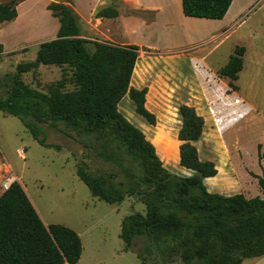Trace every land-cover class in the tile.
<instances>
[{
    "label": "rangeland",
    "instance_id": "obj_1",
    "mask_svg": "<svg viewBox=\"0 0 264 264\" xmlns=\"http://www.w3.org/2000/svg\"><path fill=\"white\" fill-rule=\"evenodd\" d=\"M12 1H16V9L19 5L18 17L0 24L2 97L11 87L17 64L34 62L39 44L54 37L57 21L47 6L61 2L0 0L4 4ZM140 1L125 6L134 8ZM76 6L83 14L87 0H76ZM235 7L241 10L235 23L230 15L223 23L178 19L170 26H148L142 20L150 21L153 16L133 11L134 19L123 18L115 26L118 30L101 24L97 10L91 23L80 19V32L90 53L95 43L101 42L138 47L130 86L147 89L145 106L154 114L155 124L147 123L135 112L127 95L118 109L154 145L170 173L191 174L179 165L181 141L177 138L181 126L178 110L187 105L204 120L202 136L195 143L199 158L213 162L217 169L216 176L204 181L207 190L224 196L264 198L258 183L259 178L264 180V158L258 159V145L261 152L264 150V0H235ZM236 46L244 47L247 54L246 69L235 82L234 91L228 78L218 76V70ZM73 71L65 65H38L21 74L20 79L42 93H48L51 84L66 79L65 89L72 90L69 79ZM38 125L51 147L39 145L17 118L0 112V180L9 171L45 221L67 226L79 235L82 254L77 264H160L158 256H146L144 249L150 245L147 238L138 237L133 244L146 259L142 263L135 251L124 250L119 237L125 216L144 213L139 198L126 196L120 204L105 203L93 198L75 174L82 160L91 172L101 169L110 174L114 172L111 166L86 153L83 144L62 126ZM21 149L25 159L18 155ZM242 264H264V256L245 259Z\"/></svg>",
    "mask_w": 264,
    "mask_h": 264
},
{
    "label": "trees",
    "instance_id": "obj_2",
    "mask_svg": "<svg viewBox=\"0 0 264 264\" xmlns=\"http://www.w3.org/2000/svg\"><path fill=\"white\" fill-rule=\"evenodd\" d=\"M180 3L186 17L221 20L232 0ZM16 6V1L0 2V24L17 18ZM47 10L58 20L56 37L39 44L34 62L17 64L10 89L0 96V112L17 118L44 147L51 145L38 124L62 126L83 144L86 153L111 166L114 172L110 174L101 169L91 172L82 160L75 174L93 198L120 204L131 196L144 205V213L121 220L119 237L125 251H135L134 240L145 237L150 242L144 249L146 256H158L160 264H242L245 259L263 257L264 198L207 190L204 180L216 176L217 169L213 162L200 160L195 146L203 133V118L193 107H179V165L191 174L170 173L154 145L118 109L127 95L135 112L155 124L154 114L145 106L147 89L130 86L138 47L101 42L90 53L72 1L61 0ZM96 15L115 17L117 12L103 8ZM1 52L0 45V56ZM244 53V47L236 46L218 70V76L228 78L234 91ZM38 65L73 68L69 81L74 88L65 89L66 79L51 84L48 93L29 88L20 75ZM263 158L264 150L258 145V159ZM258 183L264 193V180L259 178ZM135 252L146 263L143 254ZM81 254L79 235L62 224L45 225L18 182L0 194V264H76Z\"/></svg>",
    "mask_w": 264,
    "mask_h": 264
},
{
    "label": "crops",
    "instance_id": "obj_3",
    "mask_svg": "<svg viewBox=\"0 0 264 264\" xmlns=\"http://www.w3.org/2000/svg\"><path fill=\"white\" fill-rule=\"evenodd\" d=\"M71 1H72L73 9L75 10V12L78 14L80 19L84 23H86V22L91 23L92 20H95L94 13L97 10H101L103 8L115 9V11L117 12V15L115 17H99L97 19H99L101 24L110 25L111 27H113L116 30H118V28L115 27L116 24H119L123 20V18L134 19L133 16L135 14H133V11H142L144 13H148L149 15H152L153 16L152 20H150V21L142 20V22L146 23V25H148V26H151L155 23H161L164 26H170L172 24L177 23L178 19H180V20L190 19V20H193L194 22L210 23V24H212L214 22L223 23V22H226V20L228 19V17L230 15L233 16V18H234L233 23H235L238 21V19H240V16H241L239 14L241 12V10L238 7L237 8L235 7V0H232V3L230 5L226 15L221 20H209V19H203V18L186 17L182 14L180 0H143V1L139 2L140 4H135L134 8H131V7L128 8L125 6V5L130 6L133 3L132 2L133 0H96V1L87 0V6H86L85 12L83 14L77 8L76 0H71ZM18 7H19V5H18ZM18 7H17V13H18ZM234 7H235V10H234ZM49 13H50V11H49ZM165 14H167L168 16H165ZM54 19L57 22H56V27L53 31L54 37L52 39H54L56 37V33L58 31V28H59L58 20L56 18H54ZM241 23L242 22H240L239 24H241ZM231 25H233V24H231ZM246 54H247V50L245 49V53L243 55V68L240 71V73L238 74V77H239V75H241V72L244 71V69H246L245 64H244ZM236 81H238V80H236ZM236 81H233L234 85H235ZM262 145L264 146V137H263ZM22 188H23V186H22ZM24 191H25V189H24ZM25 193H26V191H25ZM32 205L35 208V210H36L37 214L39 215L40 219L42 220V222L45 225L51 224L50 222L44 220L43 216L40 214V212L38 211V209L35 207V205L33 203H32Z\"/></svg>",
    "mask_w": 264,
    "mask_h": 264
},
{
    "label": "built area",
    "instance_id": "obj_4",
    "mask_svg": "<svg viewBox=\"0 0 264 264\" xmlns=\"http://www.w3.org/2000/svg\"><path fill=\"white\" fill-rule=\"evenodd\" d=\"M18 155L21 159H25L24 149L19 150ZM14 182H16V177L9 171H5V175L0 180L1 193L8 191Z\"/></svg>",
    "mask_w": 264,
    "mask_h": 264
}]
</instances>
